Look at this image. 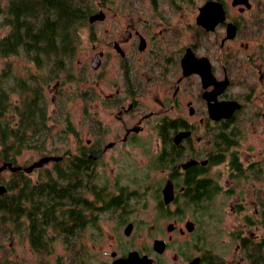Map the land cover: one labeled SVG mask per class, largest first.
<instances>
[{
  "label": "flooded vegetation",
  "instance_id": "af4514ba",
  "mask_svg": "<svg viewBox=\"0 0 264 264\" xmlns=\"http://www.w3.org/2000/svg\"><path fill=\"white\" fill-rule=\"evenodd\" d=\"M77 2L19 49L50 133L0 264H264V0Z\"/></svg>",
  "mask_w": 264,
  "mask_h": 264
},
{
  "label": "trees",
  "instance_id": "16d2710c",
  "mask_svg": "<svg viewBox=\"0 0 264 264\" xmlns=\"http://www.w3.org/2000/svg\"><path fill=\"white\" fill-rule=\"evenodd\" d=\"M19 4L20 9L14 0H0V27L12 23L8 33L0 34V57L19 56L23 50L35 60L38 46L52 43L53 20L61 23L60 33L68 28L73 14L79 12L77 0H21ZM41 100L36 84L24 82L9 63L0 65V164H15L24 148L33 141L47 139L50 130ZM35 149L48 148L37 145ZM0 184H5L0 193V230H4L6 215L17 216L19 212L21 174L14 171L11 177L0 178Z\"/></svg>",
  "mask_w": 264,
  "mask_h": 264
},
{
  "label": "rangeland",
  "instance_id": "374dc122",
  "mask_svg": "<svg viewBox=\"0 0 264 264\" xmlns=\"http://www.w3.org/2000/svg\"><path fill=\"white\" fill-rule=\"evenodd\" d=\"M3 1H5V0H3ZM4 27H0V32H4L6 30ZM28 61L29 60H27L23 55H19V56L18 55H9V56H5V57H0V65H3L5 63H9L10 65H12L14 67L16 73L19 72V70H23L24 62L27 63ZM50 94H51V92H49V95ZM80 104H81L80 100L72 103L71 116L75 121L78 120L80 123H82L81 120L83 119V113L81 111ZM47 111L49 112V114H51V112H52L51 103H48ZM82 130H83V136L86 137L87 133H86L84 127H82ZM60 138H61L60 134L54 133V140L55 141H62L63 139H60ZM59 143L60 142H57L58 145H59ZM62 148H63V146H62ZM35 150H36L35 148H27L20 155H18L17 158L20 159V162L21 161L23 162L24 160H26L28 158L34 159V158L39 156V153H37ZM138 158L143 161L147 158V155H144L142 152H138ZM8 173H10L9 169L3 170L2 172H0V178H8L7 177ZM150 203L153 205L154 201L152 199H150ZM21 247H22V245L20 246V243L16 242V245H14V251H16V253L14 252L11 255L14 257H17L19 255V252L21 251Z\"/></svg>",
  "mask_w": 264,
  "mask_h": 264
},
{
  "label": "water",
  "instance_id": "95a60500",
  "mask_svg": "<svg viewBox=\"0 0 264 264\" xmlns=\"http://www.w3.org/2000/svg\"><path fill=\"white\" fill-rule=\"evenodd\" d=\"M49 158H56V156L43 157V158L35 161L34 163H32V165H30L29 168L33 167L34 165H39V164H41V162H43L44 160H47ZM6 167L10 168L11 170H15V169L20 168L19 165H13L11 162H3V163L0 164V171L3 170ZM4 190H5V186L3 184H0V193L3 192Z\"/></svg>",
  "mask_w": 264,
  "mask_h": 264
}]
</instances>
